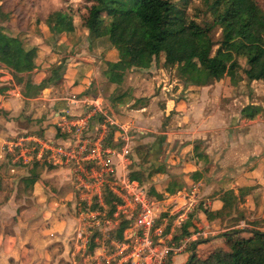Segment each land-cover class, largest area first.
Returning <instances> with one entry per match:
<instances>
[{"label": "rangeland", "instance_id": "1", "mask_svg": "<svg viewBox=\"0 0 264 264\" xmlns=\"http://www.w3.org/2000/svg\"><path fill=\"white\" fill-rule=\"evenodd\" d=\"M18 1L15 4L16 0H0V23L7 17V13L10 16L7 20L4 19L6 27L19 29L23 26L25 16H29L33 21L38 22L40 19L44 20L48 12L58 7L67 8L73 16L75 27L68 39L78 48L73 53L70 50V55L75 53L78 54L74 55L75 57H85L87 53H93L96 59H100L102 62L103 59L114 60L115 57L117 58L116 54L112 53L114 51L106 34L91 37L79 26L78 14L84 9L82 0ZM257 2L264 9V0H257ZM5 9H8L6 13L3 11ZM186 10L191 17L200 20L205 15L204 0H192L187 5ZM16 19L19 21L16 22ZM103 24H107L106 19L103 20ZM211 37L213 41L218 40V28L213 30ZM81 38L82 43H80ZM90 40V43H93L94 40L98 42L96 46H93L94 51L91 49L92 44L87 45ZM162 56L159 54L152 63L151 72L148 73L149 77L141 76L140 72L142 71L135 69H129L125 72L120 89V91L125 92V96L119 103L112 104L104 92V85L98 86L100 82L103 83L100 81L103 77L99 72L98 82H95L94 79L89 81L88 84L86 83L87 88L85 87L81 91L82 93L78 95V97H82L85 94H100L104 99V103L102 101L100 105L101 113H89L88 117H86L83 104H79V108L75 110L76 114L71 115L75 111L66 107V98L71 97V95L65 92L61 85L62 82L57 80L53 83V89L50 92H45L48 97L53 94V100L50 101L52 105L46 108L43 115L46 116L44 121L51 126L54 125L55 131L61 134L60 138L56 139L53 135L47 134H33L38 138L35 140L13 135L7 137V141L2 143L1 150L5 156L0 167L2 165L6 167L8 163L15 169H20V172H23L27 166L28 169L26 170H29L31 163L36 166L34 168L38 171L46 169L47 165L55 167L54 170L59 172L54 173L51 177H45L47 179L44 183L49 188L47 192L56 191L58 185L60 189L63 187L62 194L66 192L70 194L69 199H64L70 203V207L66 205L63 212L71 217L78 216L80 218L78 219L80 225L77 230L73 228V223L59 224L53 222L55 226L53 232H57L58 237L51 235L47 240V237L44 238L35 232V228L42 227V225L46 226L45 219L35 216L34 213L31 214L30 209L23 211L18 208L15 211L16 216L20 214L25 216L29 221L27 227L35 233L23 237L24 230H30L25 227L20 229L19 235L23 238L16 242L12 241L14 247L17 248L18 255L26 249L29 252L32 247H35L34 240L37 237V242L41 246H45L48 251V257H44V264H53L52 262L57 260L56 254L60 256L56 264H121L125 262L128 250L117 247L120 242L113 241L112 233L110 234L115 228L117 220L107 217L104 214L105 210L99 211L96 208L89 209V207L90 203L93 202V196L99 194L100 185L106 174H110L109 187L120 188V181L126 178V174L131 170L138 172L140 184L146 190L151 189L154 193L161 194L160 199H157L155 195H151V197L158 201L154 204L157 208L154 224L159 230V236H168L164 240L163 244L165 245L169 241L175 242L171 238L173 234L178 233L179 218L182 220L198 202L206 206L207 196L212 191L215 192L228 187L233 189L257 180L259 184H254L256 189L258 188L256 191L257 198L252 206L246 209L241 208L242 217L241 220L237 221V225L247 228L250 225L263 224L264 188H260L264 186V172H258L254 177H250L251 175L247 172L256 166L255 156L262 157L264 149L260 145L261 141L255 143L252 138L250 141L243 140L240 142V134L238 133L248 131V126L255 129L257 123L264 121V117L259 116L254 121L241 122L235 113L241 105L247 102L264 105V84L260 80L248 82L240 68L234 69L212 83L213 88L210 90H216V92H211L212 95L210 96L209 92L204 94L203 89L199 87L188 88V84L179 77V75L185 76L186 71L180 72L179 75L175 74L174 68L169 73L165 71L160 61ZM128 58V55L122 56L124 62H127ZM231 58L232 55L228 56L227 61ZM237 61L240 67L244 66L243 58L238 57ZM46 82L48 80L41 81L38 86L44 85ZM178 99H183L189 103L187 118L194 121V124L201 117L212 115L220 124L216 127H219L209 132L204 131L206 133L203 135H197L194 133L195 125H190L186 121L188 119L181 120L183 124L189 125L190 129L186 133L192 136L189 139H183L180 132L185 127L176 121L171 122V119L175 117L174 115H179L178 111L172 109L166 115L162 110V107L167 110L171 104L175 105ZM44 103L47 104L48 102L44 100ZM142 105H144L145 110L140 111ZM86 108L87 111L90 110L89 105H86ZM103 112L109 117V120H116V124L111 123V125L108 121L105 122L106 118L103 116ZM30 117L31 115H29L28 121L33 120ZM73 118L82 120L84 125L71 124L69 121ZM58 123L59 125H57ZM35 132L41 133V130ZM27 134L25 133V135ZM80 144H85L87 151L108 146L110 150L108 162L103 165L95 158L81 161L78 164L71 159L64 163L65 155H62L61 152H68L71 148L77 154ZM206 147L210 150L209 156L203 155ZM104 155L103 153L101 157L103 158ZM105 167L110 168L111 172L106 171ZM194 170L201 173V178L198 181L191 180ZM169 181H173L176 185L173 186L172 193L165 192ZM97 201L100 203L99 197ZM123 211L128 213L130 209L125 206ZM118 213L126 215L121 213L116 205V211L113 215L116 216ZM231 216L233 215L209 223L205 222L201 213L196 214L192 220L194 229L198 232H206L205 235L200 233L196 239L205 238V241H209L218 237L223 230L235 224L230 219ZM8 222L3 229L0 228V235L6 232V241L7 236L11 235L10 233L13 231L12 224L17 223L18 228L21 227L18 219L14 216L9 218ZM90 236H93V243L95 244L91 249L85 245L86 239ZM159 236L154 235V240ZM5 242L0 239V254H2V256L0 255V264H17L14 259L9 258L8 260L4 255L5 250L2 247ZM172 255L173 253H170L167 260ZM31 260L33 259L29 257L28 263ZM30 264H33V261Z\"/></svg>", "mask_w": 264, "mask_h": 264}, {"label": "trees", "instance_id": "2", "mask_svg": "<svg viewBox=\"0 0 264 264\" xmlns=\"http://www.w3.org/2000/svg\"><path fill=\"white\" fill-rule=\"evenodd\" d=\"M82 1L84 9L78 14L79 26L91 37L106 34L117 54L115 61L103 60L104 92L112 104L119 103L125 96V92L120 91L125 72L147 69L159 54H163L162 66L168 73L172 68L176 75L186 71L185 76L179 77L188 85L206 86L239 68L246 81L260 80L264 84V9L257 0H204L205 15L200 20L187 13L186 7L192 0ZM18 2L16 0L15 4ZM72 20L67 8L58 7L47 13L44 23L50 31L57 27L71 32L74 28ZM215 28L219 29V38L213 41L211 36ZM35 51L34 45L25 44L23 39L0 26V63L13 74L33 69ZM123 55H128L127 62L122 60ZM238 57L244 59L243 67L238 64ZM238 113L240 119L252 120L257 115L264 116V108L247 102ZM196 173H192L194 180L198 179ZM127 178L140 184L138 172L134 170L127 173ZM108 180L110 174L105 175L99 194L93 196L89 209L105 210L107 217L117 220L110 234L113 241L119 243L133 217L120 213L113 215L122 200L110 190ZM174 185L169 181L165 192L172 193ZM246 191L247 188H239L236 193L231 189L220 190L217 198L221 206L217 210L204 208L198 202L171 239L177 241L189 233L190 227L194 229L192 218L198 212L206 220L221 219L234 212L231 220L236 223L242 217L237 205ZM146 192L150 198L151 195L161 198V194L151 189ZM218 237H221V246L205 257L192 252L182 264H264V230L232 227ZM198 242H193L192 248ZM86 246L89 249L95 246L93 236L87 238ZM166 264H170V260Z\"/></svg>", "mask_w": 264, "mask_h": 264}, {"label": "crops", "instance_id": "3", "mask_svg": "<svg viewBox=\"0 0 264 264\" xmlns=\"http://www.w3.org/2000/svg\"><path fill=\"white\" fill-rule=\"evenodd\" d=\"M1 3V2H0ZM5 13L8 11V9L3 10ZM11 11V10H10ZM12 14V12H11ZM4 19L7 20L10 16L7 13ZM3 19V22L0 23L3 27H5L6 32H8L11 35L18 36L19 38L23 39L25 44H31L36 47L35 55L33 57V63L34 67L29 72L25 73H19V74H13L8 68H6L2 63H0V163L2 164V161L4 159L5 154H2L1 146L4 141H7V137L13 136V135H20L25 138H31L38 140L36 136L33 134H47V135H53L56 139H59L61 134L56 135L55 127L54 125L47 124L44 119L46 116L43 114L45 113V110L47 107L52 105L53 100V94L51 96H46L45 92H50L51 89H53V83H55L57 80H60L62 82V86L65 90V92L68 95H71V97L66 98L67 103L66 107H70L71 111L77 110L79 107V104L82 98H85L89 101H92L96 104H102V101L104 103V99L100 94L96 95H89L85 94L82 95V97H78L81 91H83L88 84L89 81H92L93 79L95 82H98V73L101 72L103 79L100 81H104L103 76V69L104 64L102 60L96 59L95 55L92 53H87L85 57H75L74 55L78 54H72L71 52H75L78 50V48L73 45V43L68 39L70 38V34L73 33L75 30L74 23H73V31L71 32H64L62 28L55 27L53 31H50L48 26L44 23V20L40 19L38 22L29 16H25V20H23V26L19 27V29H13L5 26V20ZM32 20V21H31ZM42 20V21H41ZM19 21L16 19V22ZM74 22V19L72 20ZM21 25V24H20ZM12 26V24H11ZM85 30V29H84ZM35 40V41H34ZM83 40L81 38L82 43ZM90 41L87 42V45L92 44L91 49L93 50V46H96V40L93 41V43H90ZM113 48V47H112ZM94 51V50H93ZM112 53L116 54V51L113 48ZM69 53V54H68ZM101 53V52H99ZM69 55V56H68ZM163 55V54H162ZM117 56V54H116ZM100 57V56H98ZM163 57V56H162ZM108 60V59H103ZM114 60L110 61H115ZM160 61L162 63L163 58H160ZM154 62V61H153ZM152 62V63H153ZM151 63V65H152ZM103 65V67H102ZM151 65L147 69H139L140 75L144 77H149V72H151ZM147 73V74H142ZM57 78V79H56ZM56 79V80H55ZM44 85H39L41 81H46ZM257 81V80H252ZM87 83V84H86ZM103 85V83H99L98 86ZM193 87L198 88L196 86L188 85L189 89H193ZM87 88V87H86ZM199 88L203 89L202 91L209 92L210 96L212 93L216 92V90L211 91L213 88V84H209L206 86H199ZM211 89V90H210ZM205 98L207 97L204 96ZM72 98L77 99L75 104H71L69 100ZM212 99L213 96H212ZM44 100H46L48 103L45 104ZM59 103V102H58ZM254 103V102H250ZM258 104V103H254ZM84 105V104H83ZM120 105V104H117ZM264 108L263 104H259ZM243 106V105H241ZM142 108L140 111L145 110L144 105L141 106ZM170 107V106H169ZM189 103L185 102L183 99H178L174 104H171V107L167 110L162 107V110L168 115L169 111L172 109L175 111H178L179 115H174L171 119V122L176 121L181 125L182 127H185V129H181L180 135L183 136V139H189L191 134L186 133L188 129H190L189 125H185L181 122V120L188 119L187 116L189 114ZM84 111L87 112L86 105H84ZM168 111V112H167ZM239 109L237 113H235L238 120L241 122H249L254 121L255 118L259 117L260 115H257L252 120H245L239 118ZM76 114L75 112H72L71 115ZM96 114V113H95ZM162 114V111H161ZM31 115L32 121H28V117ZM44 116V118H43ZM103 116L105 118L109 119L107 115L103 112ZM264 117V116H263ZM82 121L77 118L71 119L69 122L72 124ZM110 124H116V120L112 121L109 120ZM190 125H195L196 130L194 131L197 135H203V133H206L204 131H212L214 129H217L219 126L216 127V125H220L217 120H215V117L212 115L210 116H203L199 120L191 121L190 119L186 120ZM104 123V121H103ZM102 124V123H101ZM258 125L255 126V129L253 127L248 126V131L245 133H238L240 134V142L241 141H250L251 138L255 141V143H258L261 141V146L264 149V121L257 123ZM59 125V123L57 124ZM112 125V124H111ZM104 129V125H103ZM40 132H35V131ZM34 131V132H30ZM55 131V133H54ZM183 131V132H182ZM106 132V131H104ZM25 133H28L25 135ZM54 133V134H51ZM25 135V136H23ZM239 136V135H238ZM234 137V136H233ZM24 139V138H22ZM242 139V140H241ZM145 141V140H144ZM142 144H145V142H142ZM252 147H256L254 145H250ZM113 151H111L112 153ZM210 150L208 147L204 149L203 155L206 156V154L209 156ZM212 153V152H211ZM264 153V152H263ZM113 154V153H112ZM262 155V154H261ZM255 159L257 161L256 166L254 168H251L247 174L251 175L250 177H254L258 174V172H264V154L262 157L255 156ZM12 162V160H10ZM36 164V163H35ZM55 164V163H53ZM36 166H33L32 163L26 168H24L23 172H20V169H15V167H12L10 164H6V167L2 165L0 167V228H4V225L7 224L8 219L11 217H15L18 219V222L21 224V227L18 228L16 224H12V232L11 235L7 236V241L5 238V234L0 235V239L3 240L5 243H3L2 249L5 250L4 255L9 258L14 259L17 264H30L33 261V264H44V257H48V251L45 249V246H41L39 242H37L38 238H35V247H32L29 252L26 249L22 254H17V248L14 247V243L12 241H17L21 238H23L26 235L29 234H35L32 231L31 228L27 227V223L29 222L25 216L20 214L19 216H16V210L18 208H21L23 211L30 209L32 212L31 214H35V216H39L44 218V223L46 226L37 227L35 228V232L41 234L44 238L47 237V240L49 236L55 235L58 237L57 232H53V227L55 230V226L53 222H57L59 224H64L66 222L73 223V228L78 229L80 225V219L77 217H71L70 215H67L63 212V209L66 205L70 207V203L64 200L65 198L69 199L70 194H62L63 187L60 189V186L56 188V191L47 192V185H45L44 181L47 179L45 177H51L54 175V173H57L59 171L54 170L55 167L47 165L46 169L38 171ZM34 168V169H33ZM61 170V169H59ZM19 172L20 174H15ZM193 172H197L196 176H198V179L194 180L191 176V180L198 181L201 178V173L194 170ZM192 172V173H193ZM127 178V174H126ZM128 179V178H127ZM254 184H259L258 180L253 183H246L243 185L238 186L237 188L228 187L225 189H219L215 192H211L207 196V202L206 206L202 204L204 208H207L209 210H217L221 206V201L217 198V194L220 190H227L231 189L234 193L237 192L239 188H247L246 194L243 197V200L238 203L237 208L239 209V212H241V208H248L252 206L254 200L257 198V192L258 188L254 186ZM264 188L262 186L260 189ZM153 201V211L156 217V211L157 208H155V205L158 201H156L155 198L151 197ZM205 204V202H204ZM192 209L186 213V216L178 223L180 225L181 222H183L188 213H190L193 210ZM201 212L195 213L193 215V218L196 214H199ZM202 214V213H201ZM234 217L235 213H231ZM230 214V215H231ZM203 215V214H202ZM228 215V216H230ZM34 216V217H35ZM204 219L205 216L203 215ZM230 217V219H231ZM192 218V220H193ZM215 220H220V218H215L213 220H206L205 222H214ZM241 220L239 218L237 221ZM9 223V222H8ZM193 223V222H192ZM236 222L232 226H230L228 229L232 227L236 228H242L237 225ZM75 225V226H74ZM22 227H25L27 230H24L23 237H20V229ZM246 228V227H245ZM254 228V229H260L264 230V222L261 225H250L247 227ZM34 229V228H33ZM187 235L182 236L178 240L190 237L193 238L192 242L190 243L189 248L193 249L194 253L198 257H205L212 249L221 246V237H215L213 239H210L209 241H205L206 239H200L197 240V236L201 233L202 235H205L206 232L199 231L198 230H190ZM226 229V230H228ZM223 230V231H226ZM222 231V232H223ZM22 232V231H21ZM162 238L167 239L168 236H162ZM42 239V238H41ZM87 240V239H86ZM172 240V239H171ZM175 241L173 243L178 242ZM174 241V240H173ZM199 241L195 244V246L192 248L193 242ZM219 241V242H217ZM170 242V241H169ZM46 243V242H45ZM215 243V244H214ZM86 245V241H85ZM13 246V247H12ZM12 247V250L10 249ZM1 249V250H2ZM53 253V252H52ZM190 253L188 251H180L177 253H173L171 256L170 264H182L187 256ZM2 256V254H0ZM29 257L33 260H31L30 263H28ZM57 260L52 262L53 264H56L58 262V257H60L58 254H56Z\"/></svg>", "mask_w": 264, "mask_h": 264}, {"label": "built area", "instance_id": "4", "mask_svg": "<svg viewBox=\"0 0 264 264\" xmlns=\"http://www.w3.org/2000/svg\"><path fill=\"white\" fill-rule=\"evenodd\" d=\"M76 101L77 99L75 98L69 100L71 104H75ZM78 101L90 106V110L86 112V117L89 116V113H101L100 104H96L85 98ZM106 121L110 122L108 118ZM73 125H84V122L79 121ZM78 149L79 152L77 154L71 148L68 152H61L62 155H65L63 159L64 163H67L71 159L74 163L78 164L81 161L95 158L98 159L100 164L103 163V165L108 162V153L110 152L108 146L87 151L85 144H80ZM102 152L105 154L103 158L101 157ZM105 170L111 172L110 168L105 167ZM110 190L122 200L121 204L117 205L118 210H121V213H125V216L133 217L132 223L123 232V240L117 244V247L120 249L128 250L126 261L129 264H166L170 253L180 251L194 252L193 249L189 248L193 240L189 236L178 240L177 243L169 242L167 245L163 244L165 239L159 236V230L153 227L155 221V214L152 209L153 201L147 195L143 185L135 180L123 178L120 181V188L110 186ZM125 206H128L130 209L128 213L123 211ZM154 235L159 236V238L154 240Z\"/></svg>", "mask_w": 264, "mask_h": 264}]
</instances>
